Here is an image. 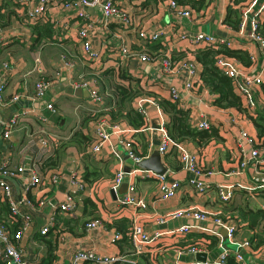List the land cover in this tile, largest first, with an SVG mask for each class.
Listing matches in <instances>:
<instances>
[{
  "label": "crops",
  "instance_id": "0c3cea01",
  "mask_svg": "<svg viewBox=\"0 0 264 264\" xmlns=\"http://www.w3.org/2000/svg\"><path fill=\"white\" fill-rule=\"evenodd\" d=\"M57 2L60 0H56ZM121 7L130 13L132 22L128 26H121L111 22L107 27L102 21L100 11L91 6L84 8L89 18L95 20L92 28V43L101 51L97 61L85 56L81 41L77 36L83 18L75 14L71 8L68 10L52 5L53 22L37 23L40 26L35 29L33 25L24 24L21 21V13L25 8L19 0H0V14H5L6 24L0 25V77L5 82L4 97L10 99L14 93H20V97L14 101L0 104L2 118L7 119L12 111L29 107L30 96L34 92V83L38 79L51 78L57 69L62 72L68 84L75 86L81 75L86 79L93 78L84 89L82 95L67 92L65 88L56 90L61 79L50 86L46 92V99L53 100L55 111H50L42 106L46 121H41L34 115H28L20 121L19 127L12 131L6 140L5 149L10 153L13 163L24 161L26 154L40 156L46 162L45 166L68 172L73 168L82 171L86 181V189L79 194L76 210L71 214H65L56 208V204L64 196L66 181L59 183L58 188L52 186V191L45 192L48 202L44 206H38L35 217L19 242V246L27 251L30 264H70L73 250L76 246L93 248L105 254L123 253L136 259L138 264H200L196 252H204L206 259H214L221 250L216 244L201 246V242L209 243L206 235L214 233L200 230L195 226L189 232L177 230V226L190 222L184 217L168 218L164 222H158L160 215L168 211L188 205H198L209 210L220 211L227 219L226 212L234 214V218L227 219L236 224L235 240L248 239L249 247L243 248V254L252 264H264V190L255 188L246 190L237 188L230 200L222 201L215 188L218 182H240L253 185L252 173L254 165L248 163L241 171H228L237 169V160L234 157L236 148V122L252 134H257L254 118L258 112L264 113V90L260 85L254 95L257 99L255 116L247 114L242 116L234 106L221 107L214 103L216 94L208 87L201 86L191 92H182L184 108L189 112V120L208 118L211 122V130L215 134L198 141L197 139L184 138L179 140L186 147L198 151L200 162L204 169L213 172L203 173L199 176L211 187L205 193H197L187 182L189 171L181 168V164L174 150L160 154L162 162L167 167L168 178L179 180V188L176 194L166 200H155L158 190L157 179L154 177L143 178L140 176H126L135 184L136 193L148 201L146 208H137L132 205L120 204L112 195L110 183L115 171L120 165L125 169L127 163L126 152L117 141V134H130L134 137V145L144 156H148L158 141L159 133L152 124L155 118L158 120V112L152 103L144 102L148 110V117L144 116L142 126H134L121 114H112L117 103H108V89L113 87L114 81L119 84L129 85L135 82L139 89L132 99L135 107L139 96L153 97L161 106V100L169 99L168 85L172 81L183 89V82L178 78L157 76V69L146 61L136 57H124L117 50L118 34L134 50L146 51L150 54L158 52L166 47L172 48V52L194 49L199 47L190 37L197 31L215 32L224 36L229 41L230 48H239L246 52L251 51L263 58L264 53L258 51L256 45L250 41L244 32L248 28V22L240 28H234L225 21L228 6L237 7L241 14V8L247 0H239L233 3L230 0H177L179 3L189 4L193 11L192 16L187 17L172 11L167 0H115ZM259 4H255L254 9ZM248 14L247 20L250 19ZM261 24H264V12L260 14ZM48 23V25H45ZM42 25V26H41ZM50 25L51 29L48 28ZM136 28L146 29L151 32L161 29L158 39L147 43L138 36ZM240 30L238 31V29ZM264 27H262V31ZM185 32L190 35L186 39H179L178 33ZM183 50V51H185ZM39 54V61L35 62V55ZM69 60L72 66H65L64 60ZM261 60V59H259ZM258 60V61H259ZM6 62L8 67H4ZM37 64V67L35 65ZM113 75L111 76L110 73ZM125 73L129 78L123 76ZM131 82V83H130ZM95 85L100 94L104 95L102 103L94 104L89 97V89ZM86 90V91H85ZM139 111V110H138ZM107 120L108 132L114 143V148L121 153V160L113 154L110 146L102 145L99 152L89 150L95 123L98 119ZM114 125H117L116 127ZM133 128L136 131L123 132L120 129ZM44 130L49 132L54 140L48 141L46 148L39 147L37 142L28 144V134L34 131ZM80 135L86 139L80 138ZM153 144L152 147L149 143ZM113 154V155H112ZM55 160L54 163L52 161ZM49 163V164H48ZM128 166V167H127ZM264 168V165L260 164ZM18 195V192H14ZM35 192H28L33 197ZM36 195H40L38 192ZM153 201V202H151ZM261 209L262 214L254 217L250 210ZM7 206L0 203V216L7 218ZM133 215H137L136 221L148 232L161 231L159 236L145 245L140 253H133L131 243L127 237L120 239L117 244L109 241L108 228L129 225ZM93 216H101L105 228L98 227L86 229L85 222ZM53 217L52 228L47 234H42L40 228L46 224L47 219ZM209 225V223H207ZM107 227V228H106ZM225 237V236H224ZM218 240V238H217ZM230 249V253L236 247V242L223 241ZM232 245L234 247H232ZM189 246H196L201 250L188 251ZM229 253V254H230ZM1 263L3 261L0 259ZM83 264H93L84 262Z\"/></svg>",
  "mask_w": 264,
  "mask_h": 264
},
{
  "label": "built area",
  "instance_id": "2783aa9c",
  "mask_svg": "<svg viewBox=\"0 0 264 264\" xmlns=\"http://www.w3.org/2000/svg\"><path fill=\"white\" fill-rule=\"evenodd\" d=\"M25 8L22 11L21 21L24 24L32 25L41 22H53L52 5H58L60 8L68 10L69 8L75 11V14L83 18L80 27L77 30V36L81 41V45L84 54L88 59L97 61L100 57L101 51L95 47L92 43V28L95 25V20L89 18L84 11L87 6L97 7L101 13V21L108 27L111 22L121 24V26H128L131 22L130 13H128L123 7H121L115 0H19ZM232 1V0H230ZM167 4L172 8V11L191 17L192 7L189 4L179 3L177 0H167ZM255 4H259L254 9ZM264 12V0H247L244 6L241 8V20L239 27L242 28L246 22H248V28L244 32V35L252 41L258 51L264 53V35L259 31L261 26L260 14ZM251 13L249 20L248 14ZM238 29V31L240 30ZM137 34L142 40L152 42L159 38L162 30L155 29L151 32H147L146 29L136 28ZM190 35L185 32H179V39H186ZM190 40L201 48L217 49L221 45H228L229 41L224 36L215 32L197 31L190 37ZM1 46V40H0ZM117 50L121 56L124 57H136L138 60L146 61L153 64L157 69V76L164 78L169 76L171 78H178L183 82V89L180 86L174 84L172 81L168 85L169 98L178 106L184 108L183 94L182 92H191L193 89H198L201 86H208L202 79L201 71L202 65L196 58L194 49H182L180 52L173 53L172 48L166 47L159 49L158 52L150 54L146 51L138 52L134 50L128 42H126L119 34L117 39ZM185 50V51H183ZM180 53V54H178ZM248 57L250 63L244 65L234 56H229L222 51L215 54L214 64L222 72L227 74L232 82L233 89L240 96L242 102V109H238V113L242 116L250 114L255 116L257 99L255 98V91L260 84L264 81V57L258 58L257 54L248 51ZM261 59V60H259ZM35 62L39 61V54L34 57ZM259 60V61H258ZM65 66H72L69 60H64ZM4 67H8L7 63H3ZM37 67V64L35 65ZM62 72L57 69L51 78L38 79L34 83V92L30 96L31 105L12 111L11 115L5 119L0 120V203H5L7 206V218L0 216V259L3 264H30L27 251L19 246L21 237L29 227L35 217V213L38 210V206H44L48 202V197L45 192L52 189V186L58 188L59 183L66 181V188L63 191L64 196L56 204V208L65 213L71 214L76 210L79 201V194L86 189V181L83 178V173L77 168H73L71 171L64 172L50 166H45L44 159L34 154H26L24 161L21 163H13L10 153L5 149L6 140L10 137L12 131L15 129L18 117L21 114L34 115L41 121H46L47 117L43 114L42 106L46 107L50 111H55L54 104L51 99H46V92L50 86L56 83L61 77ZM93 78H85L80 76L75 86H87ZM209 87V86H208ZM5 82L0 77V104L14 101L20 97V93H14L10 99L5 100L4 97ZM89 97L94 104L102 103L104 101V95L100 94L98 88L93 85L89 89ZM152 103L155 105L158 112V127H151L159 133V142L155 145L160 154L167 153L174 150L177 154V158L181 164V168L190 172V176L187 177V182L191 187L200 194L205 193L211 187V184L207 181H203L199 178L203 173H212V170L204 169L200 162V154L198 151L191 150L186 147L185 143L173 138L167 132L164 125L165 115L161 107L157 104L153 97L139 96L136 99L135 107L142 112L145 117H148V110L144 107V102ZM185 109V108H184ZM192 125L198 129L210 130L211 122L208 118L194 119ZM115 127L117 125H114ZM107 120L100 118L95 123L94 132L89 150L92 152H99L104 143L108 144L113 152L120 160L121 153L117 152L114 148V143L108 132ZM237 128L236 134V148L237 151L234 157L237 160V169L228 171L231 172L241 171L242 168L252 163L254 169L252 173L253 185H247L240 182H218L215 184L216 192L222 201H228L231 199L234 190L237 188H243L246 190H252L260 188L264 190V168L260 167L264 165V132L262 135L252 134L244 127L240 126L237 122L235 124ZM123 132L136 131L133 128L120 129ZM54 140V138L45 132L44 130L30 132L28 134V144L37 142L39 147L46 148L48 141ZM117 141L123 146L127 157L132 159V163L128 169H125L123 165H120L115 171V174L110 183V189L115 193L116 200L123 205H132L137 208H146L148 201L135 191V184L133 181L127 179L126 176L149 178L154 177L157 179V192L155 194V200H166L174 196L179 188V180L168 178L167 172L156 173L150 169H143L138 167L135 163L142 159L144 156L140 154L138 148L134 145L135 140L130 134L123 135L117 134ZM152 147V142L149 143ZM126 180L128 182L125 192L119 193L118 188ZM18 192L16 195L14 192ZM34 191L36 194L40 192V195L36 197L28 196L27 193ZM52 191V190H51ZM153 202V201H151ZM264 208V204L262 205ZM220 211L209 210L198 205H188L181 208L168 211L164 215L158 216V222H164L168 218L184 217L190 222L182 223L177 226V230L181 232H189L193 226V223L203 231L214 233L218 237V245L221 247L218 255L212 259H205L200 261V264H225L226 257L230 253L229 247L223 242L226 237L232 242H236V247L233 251L234 259L237 264H252L243 254V248L249 247L250 242L248 239L235 240L236 224L228 221L230 215L226 214L227 219L224 218V214H220ZM103 218L101 216H93L85 222L86 229H94L98 227L105 228L103 224ZM137 215H133L129 225L125 231L122 232L117 228L110 229L109 241L116 243L126 236L132 246L133 253H140L144 250L145 245L153 241L159 236L161 231H154L153 233L146 231L137 221ZM223 226L226 229L225 237L220 232L213 230V227L207 225ZM53 217L47 219L46 224L40 228L42 234L52 228ZM107 228V227H106ZM199 249L196 246H189L188 251L196 252ZM116 261H121L123 264H138L136 259L123 253H111L105 254L94 250L90 247L76 246L73 250L70 264H83L84 262H91L93 264H111Z\"/></svg>",
  "mask_w": 264,
  "mask_h": 264
},
{
  "label": "trees",
  "instance_id": "16d2710c",
  "mask_svg": "<svg viewBox=\"0 0 264 264\" xmlns=\"http://www.w3.org/2000/svg\"><path fill=\"white\" fill-rule=\"evenodd\" d=\"M239 0H232V4L237 3ZM240 11L237 7L232 5L228 6L227 14L225 16V21L231 24L234 28L239 26L241 16ZM7 19L5 18V14H0V25L6 24ZM261 24V23H260ZM48 25V23L44 24ZM40 25H33L35 29H38ZM42 26V25H41ZM262 27L264 24H261L259 31L264 35V30L262 31ZM51 29L50 25L48 26ZM154 42V41H153ZM150 42L147 41L146 44ZM219 51L224 52L229 56H234L244 65H248L250 63V59L248 57V52L239 49V48H230L226 45H221L217 49L211 48H200L195 54L196 58L202 65L201 76L203 81L209 86V88L216 94L214 98V103L221 107L234 106L237 109H242V102L240 96L233 89V85L230 77L222 72L217 66L214 64L215 54ZM180 54V53H178ZM110 73V72H109ZM123 76L129 78L124 72L121 73ZM111 76H113L110 73ZM131 83V82H130ZM114 86L108 89L107 102L112 103L113 101L117 103L116 109L112 110V114H121V111H124L123 116L128 120L129 123L134 126H142L144 124V115L142 112L136 110L132 106V99L136 93H139L141 90L138 85L133 82V84L124 85L119 84L114 81ZM264 90V81L260 84ZM161 106L164 109L165 121L164 125L167 129V132L170 136L177 140H182L184 138H192L201 141L207 138L210 135L215 134L214 130L210 132L206 129H198L192 125L189 120V112L187 109L181 108L177 105V103L173 102L169 99H163L160 101ZM254 124L256 126L257 135H262L264 132V113L258 112L256 118H254ZM80 138L85 141L86 137L80 135ZM141 154V153H140ZM142 155V154H141ZM55 160L52 161L54 163ZM46 165V162L44 161ZM49 164V163H48ZM84 177V176H83ZM226 202V201H225ZM256 218L262 214L261 209H255L249 211ZM230 215V218H234V214L231 212H226ZM227 217V216H225ZM229 218V217H227ZM122 232L125 231L124 226L118 227ZM237 230V229H236ZM126 237V236H124ZM123 237V238H124ZM209 238V243L201 242V246L205 247L211 244L217 243V236L215 234L206 235ZM122 239V238H121ZM1 263V261H0ZM111 264H123L121 261H116ZM225 264H237L234 255L228 254L226 257Z\"/></svg>",
  "mask_w": 264,
  "mask_h": 264
},
{
  "label": "water",
  "instance_id": "95a60500",
  "mask_svg": "<svg viewBox=\"0 0 264 264\" xmlns=\"http://www.w3.org/2000/svg\"><path fill=\"white\" fill-rule=\"evenodd\" d=\"M97 9L99 10V8H97ZM60 79H61V82H60V84H58L55 87L56 90H62L63 88H65V90L67 92H70V93L73 92L74 94H77V95L86 94V93H84V89L82 87L73 86V85L68 84V82L64 76H61ZM1 118H2V108L0 107V119ZM154 120H155V123H153L152 125L154 127H158L159 124H158L157 118H155ZM152 141L154 144L155 143L157 144L159 142V137H158V141H156V142L154 140H152ZM126 159H127V163L130 165L132 163V159L127 157V155H126ZM135 164L140 168L150 169L156 173H164L167 170L166 165L161 160L160 153H159L156 146H154V148L152 149V151L150 152V154L148 156L143 157L142 159L137 161ZM127 185H128V182L126 180L121 182V184L118 188V192L119 193L125 192ZM110 190H111L112 195L115 197L114 191L112 189H110ZM209 226L213 227V230L220 232V234H222L223 236L226 235V229L223 226L212 225V224H210ZM196 256L199 257V259L202 261L206 259L204 252H196Z\"/></svg>",
  "mask_w": 264,
  "mask_h": 264
},
{
  "label": "rangeland",
  "instance_id": "374dc122",
  "mask_svg": "<svg viewBox=\"0 0 264 264\" xmlns=\"http://www.w3.org/2000/svg\"><path fill=\"white\" fill-rule=\"evenodd\" d=\"M53 101V100H52ZM56 108V107H55ZM58 110H57V108H56V112H57ZM24 118H27V115H25V114H21L19 117H18V120H17V124H16V127H15V130L19 127V123H20V121L21 120H23ZM113 155V154H112ZM232 247H234L233 245H232Z\"/></svg>",
  "mask_w": 264,
  "mask_h": 264
}]
</instances>
